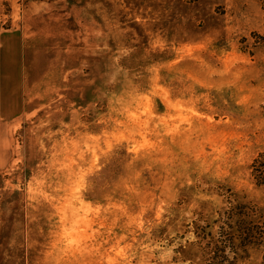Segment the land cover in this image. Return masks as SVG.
<instances>
[{"label":"rangeland","instance_id":"obj_1","mask_svg":"<svg viewBox=\"0 0 264 264\" xmlns=\"http://www.w3.org/2000/svg\"><path fill=\"white\" fill-rule=\"evenodd\" d=\"M0 30L24 72L0 264H212L227 211L264 209L258 1L0 0Z\"/></svg>","mask_w":264,"mask_h":264},{"label":"trees","instance_id":"obj_2","mask_svg":"<svg viewBox=\"0 0 264 264\" xmlns=\"http://www.w3.org/2000/svg\"><path fill=\"white\" fill-rule=\"evenodd\" d=\"M256 1L260 3L264 14V0ZM260 37L264 38V35ZM257 176L260 177L259 184H263L264 168ZM227 212L226 221L221 222L220 239L210 248L212 264H230V253L235 254L240 247L259 249L261 264H264V209L255 205L236 204Z\"/></svg>","mask_w":264,"mask_h":264},{"label":"crops","instance_id":"obj_3","mask_svg":"<svg viewBox=\"0 0 264 264\" xmlns=\"http://www.w3.org/2000/svg\"><path fill=\"white\" fill-rule=\"evenodd\" d=\"M23 73L22 34L18 30H0V122L20 112Z\"/></svg>","mask_w":264,"mask_h":264}]
</instances>
